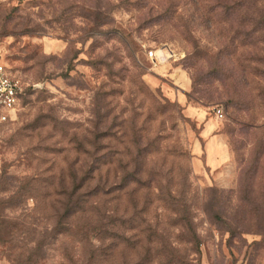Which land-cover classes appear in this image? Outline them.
I'll list each match as a JSON object with an SVG mask.
<instances>
[{
    "label": "rangeland",
    "instance_id": "rangeland-1",
    "mask_svg": "<svg viewBox=\"0 0 264 264\" xmlns=\"http://www.w3.org/2000/svg\"><path fill=\"white\" fill-rule=\"evenodd\" d=\"M0 62V264H264V0H0Z\"/></svg>",
    "mask_w": 264,
    "mask_h": 264
},
{
    "label": "built area",
    "instance_id": "built-area-1",
    "mask_svg": "<svg viewBox=\"0 0 264 264\" xmlns=\"http://www.w3.org/2000/svg\"><path fill=\"white\" fill-rule=\"evenodd\" d=\"M153 54V51H150ZM25 95L23 81L0 62V123L14 119L22 106ZM218 114L223 115L222 109Z\"/></svg>",
    "mask_w": 264,
    "mask_h": 264
},
{
    "label": "trees",
    "instance_id": "trees-1",
    "mask_svg": "<svg viewBox=\"0 0 264 264\" xmlns=\"http://www.w3.org/2000/svg\"><path fill=\"white\" fill-rule=\"evenodd\" d=\"M83 184H84V183H83V181H82V185L80 186V188H82Z\"/></svg>",
    "mask_w": 264,
    "mask_h": 264
}]
</instances>
